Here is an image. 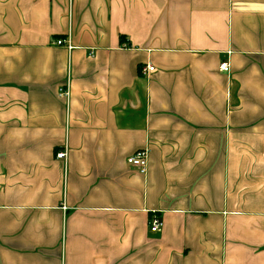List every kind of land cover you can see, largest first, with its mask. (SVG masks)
Instances as JSON below:
<instances>
[{
	"label": "crops",
	"instance_id": "1",
	"mask_svg": "<svg viewBox=\"0 0 264 264\" xmlns=\"http://www.w3.org/2000/svg\"><path fill=\"white\" fill-rule=\"evenodd\" d=\"M0 264H264V0H0Z\"/></svg>",
	"mask_w": 264,
	"mask_h": 264
},
{
	"label": "built area",
	"instance_id": "2",
	"mask_svg": "<svg viewBox=\"0 0 264 264\" xmlns=\"http://www.w3.org/2000/svg\"><path fill=\"white\" fill-rule=\"evenodd\" d=\"M64 44L63 41H58L57 45L62 46ZM220 70L223 73H230L231 71V65L229 62H223L220 66ZM155 71V68L148 64L144 68H142V74L148 75L150 73H153ZM61 95L68 98L70 95L69 88L66 87L65 89H62ZM57 158L60 160H66L67 158V151H61L58 153ZM128 165L130 167L136 169L140 174L146 175L148 172V150H141L136 152L133 156L128 158L127 160ZM163 227V223L160 221L159 218H155L150 225V230L152 233H158L161 231Z\"/></svg>",
	"mask_w": 264,
	"mask_h": 264
},
{
	"label": "trees",
	"instance_id": "3",
	"mask_svg": "<svg viewBox=\"0 0 264 264\" xmlns=\"http://www.w3.org/2000/svg\"><path fill=\"white\" fill-rule=\"evenodd\" d=\"M124 42V41H123Z\"/></svg>",
	"mask_w": 264,
	"mask_h": 264
}]
</instances>
